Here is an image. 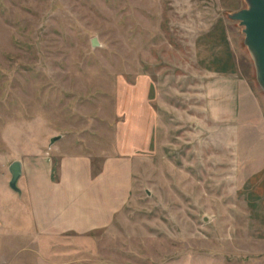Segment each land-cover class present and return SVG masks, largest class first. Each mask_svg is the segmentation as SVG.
<instances>
[{
  "label": "rangeland",
  "instance_id": "obj_1",
  "mask_svg": "<svg viewBox=\"0 0 264 264\" xmlns=\"http://www.w3.org/2000/svg\"><path fill=\"white\" fill-rule=\"evenodd\" d=\"M246 8L0 0L3 167L19 142L25 153L48 151L54 137L67 151L111 144L116 96L140 76L156 113L152 151L136 162L130 198L109 227L55 239L51 251L31 237L9 240L0 264H264V209L251 205L249 187L239 190V114L257 103L264 118L243 27L230 18Z\"/></svg>",
  "mask_w": 264,
  "mask_h": 264
},
{
  "label": "crops",
  "instance_id": "obj_2",
  "mask_svg": "<svg viewBox=\"0 0 264 264\" xmlns=\"http://www.w3.org/2000/svg\"><path fill=\"white\" fill-rule=\"evenodd\" d=\"M151 96L146 76L118 93L120 121L114 124L111 144L104 147L91 150L76 144L77 148L67 151L57 143L49 145L48 151L37 148L25 153L22 142L15 143L13 156L3 158L21 163L20 195L8 187L12 162L5 167L0 164V251L9 240L30 237L39 242L37 251H49L55 239L110 226L130 198L136 162L153 148L156 113ZM246 110L247 106L239 114L244 128L237 145L239 190L249 187L251 205L264 209V118L258 115L257 103ZM4 144L10 149L9 142ZM25 225L30 228L26 230Z\"/></svg>",
  "mask_w": 264,
  "mask_h": 264
},
{
  "label": "water",
  "instance_id": "obj_3",
  "mask_svg": "<svg viewBox=\"0 0 264 264\" xmlns=\"http://www.w3.org/2000/svg\"><path fill=\"white\" fill-rule=\"evenodd\" d=\"M247 8L232 16L231 20L238 21L243 27L244 44L252 56L256 79L264 93V0H245ZM91 47H98L95 39L91 40ZM59 140V137L51 138L49 145H53ZM10 180L9 189L20 195L17 183L21 177L22 169L19 161H13L8 167Z\"/></svg>",
  "mask_w": 264,
  "mask_h": 264
}]
</instances>
